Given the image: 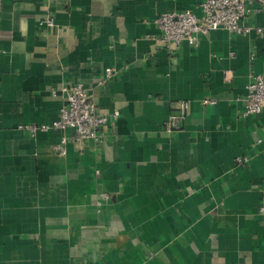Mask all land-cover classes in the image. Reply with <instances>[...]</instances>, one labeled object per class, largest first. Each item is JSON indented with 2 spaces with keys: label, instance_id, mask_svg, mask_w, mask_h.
Masks as SVG:
<instances>
[{
  "label": "crops",
  "instance_id": "1",
  "mask_svg": "<svg viewBox=\"0 0 264 264\" xmlns=\"http://www.w3.org/2000/svg\"><path fill=\"white\" fill-rule=\"evenodd\" d=\"M203 1L0 0V264H264V112L243 114L264 12L247 34L160 40L156 18ZM78 83L119 116L59 155L73 129L24 127Z\"/></svg>",
  "mask_w": 264,
  "mask_h": 264
},
{
  "label": "built area",
  "instance_id": "2",
  "mask_svg": "<svg viewBox=\"0 0 264 264\" xmlns=\"http://www.w3.org/2000/svg\"><path fill=\"white\" fill-rule=\"evenodd\" d=\"M201 15L191 10L181 12H168L160 15L154 23L161 31L160 40L166 45H181L187 43L193 47L198 46L199 38L208 35L212 31L225 29L235 34H247L251 28L242 26L241 22L252 14L264 12V0H204L200 4ZM53 20L48 21V26H53ZM258 33L263 32V28H256ZM116 71L113 68L105 70V79L112 78ZM61 92L64 96V104L60 110L59 118L51 124L30 125L24 128L33 134L38 131H48L52 129L71 128L73 136H64L56 144L55 150L59 155L67 154V144L69 142L80 143L84 140H98L102 137L100 130L110 120L119 116V111L111 113L98 112L97 105L92 97L91 90L82 83L63 86ZM246 107L244 116L257 115L264 112V75L255 76L247 86V95L244 98ZM214 103L205 100L204 104ZM188 103L183 102L180 110L172 113L164 122V130L172 133L181 127L182 119ZM264 140L260 138L257 143ZM249 162L248 157H238L236 163L245 165ZM259 214L264 217V190Z\"/></svg>",
  "mask_w": 264,
  "mask_h": 264
}]
</instances>
